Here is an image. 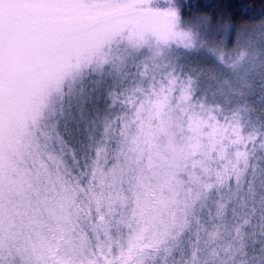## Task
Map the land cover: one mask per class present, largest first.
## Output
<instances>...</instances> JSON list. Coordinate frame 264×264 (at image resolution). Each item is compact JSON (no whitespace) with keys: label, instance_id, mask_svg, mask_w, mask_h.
Returning <instances> with one entry per match:
<instances>
[{"label":"snow or ice","instance_id":"1","mask_svg":"<svg viewBox=\"0 0 264 264\" xmlns=\"http://www.w3.org/2000/svg\"><path fill=\"white\" fill-rule=\"evenodd\" d=\"M0 264H264V13L0 0Z\"/></svg>","mask_w":264,"mask_h":264},{"label":"trees","instance_id":"2","mask_svg":"<svg viewBox=\"0 0 264 264\" xmlns=\"http://www.w3.org/2000/svg\"><path fill=\"white\" fill-rule=\"evenodd\" d=\"M186 4L202 6L203 10L211 13L230 12L238 22L248 21L249 17L255 18L256 14L264 8V0H242L245 14L239 16L235 8H225V5L236 4L238 0H183Z\"/></svg>","mask_w":264,"mask_h":264},{"label":"rangeland","instance_id":"3","mask_svg":"<svg viewBox=\"0 0 264 264\" xmlns=\"http://www.w3.org/2000/svg\"><path fill=\"white\" fill-rule=\"evenodd\" d=\"M264 13V8L262 10H260L257 14L255 18H259L261 16V14ZM197 59H199V57H197Z\"/></svg>","mask_w":264,"mask_h":264}]
</instances>
